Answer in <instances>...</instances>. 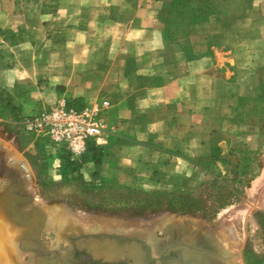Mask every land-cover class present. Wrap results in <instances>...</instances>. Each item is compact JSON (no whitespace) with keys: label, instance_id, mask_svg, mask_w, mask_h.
Returning <instances> with one entry per match:
<instances>
[{"label":"crops","instance_id":"crops-1","mask_svg":"<svg viewBox=\"0 0 264 264\" xmlns=\"http://www.w3.org/2000/svg\"><path fill=\"white\" fill-rule=\"evenodd\" d=\"M191 33L169 37L160 0H0V98L19 125L60 100L100 110L101 146L68 173L72 185L172 191L205 172L212 136L248 141L247 106L264 90V0ZM0 148L5 170L28 182Z\"/></svg>","mask_w":264,"mask_h":264},{"label":"rangeland","instance_id":"rangeland-1","mask_svg":"<svg viewBox=\"0 0 264 264\" xmlns=\"http://www.w3.org/2000/svg\"><path fill=\"white\" fill-rule=\"evenodd\" d=\"M251 4L252 0H160V19L168 35L177 39L192 34L195 23L213 22L220 14L244 15ZM260 80L264 82V73ZM257 99L247 106L248 141L221 143L214 135V158L197 161L205 172L196 170L172 191H144L97 178L87 185H72L70 177L53 165L54 160L49 165L48 157L29 141L5 99L0 98V145L29 172L28 182L18 181V169L5 170L7 153L0 148V187L10 189L16 203L10 210L20 220L17 224L10 216V222L0 217V264H50V250H59L60 245L65 250L81 239L78 233L74 237L61 235L58 229L64 228L65 222L81 225L88 232L135 230L144 237L149 234L151 239H144L148 244L154 241L155 249L150 244L153 256L186 240L231 264H264V90ZM253 112L255 116L250 115ZM29 198L51 215L42 228L37 223L32 226L36 217L26 220L18 214L29 206ZM190 199L195 203L186 206L185 212L168 208L169 202L186 204Z\"/></svg>","mask_w":264,"mask_h":264},{"label":"built area","instance_id":"built-area-1","mask_svg":"<svg viewBox=\"0 0 264 264\" xmlns=\"http://www.w3.org/2000/svg\"><path fill=\"white\" fill-rule=\"evenodd\" d=\"M21 126L31 142L41 144L47 155L55 156L61 150L73 163L80 161L89 143L101 146L99 140L105 130L98 108L77 107L66 100L24 117ZM54 163L59 168L57 157Z\"/></svg>","mask_w":264,"mask_h":264},{"label":"water","instance_id":"water-1","mask_svg":"<svg viewBox=\"0 0 264 264\" xmlns=\"http://www.w3.org/2000/svg\"><path fill=\"white\" fill-rule=\"evenodd\" d=\"M9 191L10 189L8 186L4 188L0 187V208H4V211L0 209V216H4V219L6 218L5 220L8 222L12 221L10 218L12 217L15 219L13 222L17 223L20 222V220L15 218L16 214L14 210H10L15 206L16 203H14L13 199L10 197ZM29 200H31L29 206L19 209L18 214L26 220L30 219L31 217H36V220L32 219V226H34V223H37V225H41L42 228V226H44V224L49 221L50 213H48V210L44 208V206H38L34 204L32 198H29ZM9 212H13V215H8ZM65 224L66 225L64 228L62 227L58 230L65 237H74L75 233H78L81 239L76 243V245L79 247L85 246L89 249L96 247L109 251H115L117 256L119 254L123 255V250L129 252L135 250L137 247H149L148 243L144 239V234L135 230L130 232H112L107 230L88 232L84 230L81 225L77 224L76 226H68L67 222H65ZM67 231L68 233H66ZM59 247L62 248V245ZM170 251L180 252L182 255L183 264H208L215 260L225 262V259L220 257L215 252L196 247L192 243L186 242V240H182L176 244H173L167 248L165 252L169 253ZM147 260L154 261L155 258L149 255L147 256Z\"/></svg>","mask_w":264,"mask_h":264},{"label":"flooded vegetation","instance_id":"flooded-vegetation-1","mask_svg":"<svg viewBox=\"0 0 264 264\" xmlns=\"http://www.w3.org/2000/svg\"><path fill=\"white\" fill-rule=\"evenodd\" d=\"M148 246V248L145 246L137 247L135 250L129 252L123 250V255L119 254L118 256L115 254V251H109L96 247L89 249L85 246L79 247L73 245L72 247H66L65 250H63L62 248L64 246H62L59 250L49 251L53 257L50 264H183L180 252H165L167 248L172 245L164 248L158 256H153L150 244H148ZM149 255L155 258V260H147V256ZM208 264L231 263L228 260H225V262L215 260Z\"/></svg>","mask_w":264,"mask_h":264},{"label":"trees","instance_id":"trees-1","mask_svg":"<svg viewBox=\"0 0 264 264\" xmlns=\"http://www.w3.org/2000/svg\"><path fill=\"white\" fill-rule=\"evenodd\" d=\"M196 24V23H195ZM166 27V26H165ZM166 30V29H165ZM167 32V31H166ZM168 34V32H167ZM170 37V36H169ZM29 141H32L31 139H29ZM34 145L36 146V148H38L39 152L44 156V157H48L49 160V165L51 164V162L54 160L55 157H57L60 160V165H59V173L60 174H67L70 171H77L78 167L80 165V163L82 162L83 158L89 153V152H93L95 150H97L100 146L94 145L93 143H89L87 146V150L86 152L83 154V156L81 157L80 161L78 162H70L68 160V156L65 152L63 151H58L57 154L55 156L52 155H47L43 149V146L39 143H34ZM217 151L216 148L211 149L210 151V159L214 158V152ZM244 168V166H243ZM243 174V173H242ZM195 203L194 200L190 199L188 200V202L186 204H182L180 202H169L168 203V208L171 210H175L176 212H185L186 210V206H191Z\"/></svg>","mask_w":264,"mask_h":264},{"label":"bare ground","instance_id":"bare-ground-1","mask_svg":"<svg viewBox=\"0 0 264 264\" xmlns=\"http://www.w3.org/2000/svg\"><path fill=\"white\" fill-rule=\"evenodd\" d=\"M8 146V145H7ZM53 213V212H52ZM56 214V213H55ZM51 216V215H50ZM1 217V216H0ZM65 217V216H64ZM65 218H68V217H65ZM101 218V217H100ZM69 219V218H68ZM66 219H64L63 221H65ZM98 220H99V217H98ZM98 220H97V222H98ZM104 220V219H103ZM62 221V220H61ZM62 221V222H63ZM73 221V220H72ZM100 222V221H99ZM105 222V221H104ZM168 225V224H167ZM5 226V225H4ZM3 226V227H4ZM2 228V227H1ZM133 229V228H132ZM87 230V229H86ZM125 230V229H124ZM97 231V230H96ZM132 231V230H131ZM169 232V231H168ZM47 233V232H46ZM141 233V232H140ZM7 234V233H6ZM143 234V233H142ZM169 234H170V232H169ZM9 235V234H8ZM17 235V234H16ZM62 235V234H61ZM10 236H12V235H10ZM17 237V236H16ZM170 237V236H169ZM147 238V237H146ZM14 240V239H13ZM12 240H10V241H8L9 242V244H10V242H11ZM7 242V243H8ZM151 242V244H152V241H150ZM154 242V241H153ZM154 244V243H153ZM13 246V245H12ZM155 247V246H154ZM10 249V248H9ZM15 250V249H14ZM3 253H4V250L2 251ZM10 254V253H9ZM156 254V253H155ZM0 255H1V253H0ZM12 255V254H11ZM2 258H4V257H2ZM12 258V257H11ZM2 260V259H1ZM9 260V259H8ZM8 260H6V261H8ZM9 262V261H8ZM6 263V262H5ZM12 263V262H11ZM17 263V262H16ZM35 263V262H34ZM13 264V263H12Z\"/></svg>","mask_w":264,"mask_h":264}]
</instances>
